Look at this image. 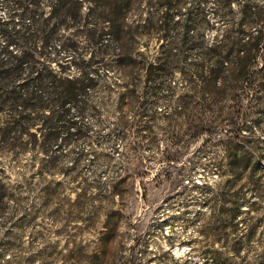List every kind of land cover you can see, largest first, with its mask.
<instances>
[{
    "label": "rangeland",
    "instance_id": "rangeland-1",
    "mask_svg": "<svg viewBox=\"0 0 264 264\" xmlns=\"http://www.w3.org/2000/svg\"><path fill=\"white\" fill-rule=\"evenodd\" d=\"M111 2L85 0L82 19L68 20L62 32L91 51L96 44L83 27L93 22L108 32ZM143 5L132 18L145 17ZM159 43L153 39L150 46ZM90 102L101 106L103 123L86 113L90 138L62 145L53 160L34 148L31 134L22 137L30 143L26 152L11 150L0 129V264H90L97 253L104 264H264V113L244 121L250 130L243 128L242 140L225 147L233 134L225 125L210 142L207 136L190 142L185 117L169 125L165 115L174 112L176 101L163 99L153 108L159 119L150 138L131 129L124 139L116 123L121 115L136 122L135 111L120 113L103 90ZM5 119L1 115L0 123ZM31 132L40 138L36 128ZM244 136L252 140V165L258 164L253 182L244 170L239 175L229 168L230 161L244 168ZM180 147V161L165 158ZM129 176L128 191L114 195L111 186Z\"/></svg>",
    "mask_w": 264,
    "mask_h": 264
},
{
    "label": "trees",
    "instance_id": "trees-1",
    "mask_svg": "<svg viewBox=\"0 0 264 264\" xmlns=\"http://www.w3.org/2000/svg\"><path fill=\"white\" fill-rule=\"evenodd\" d=\"M84 3L0 0L6 10L0 17V116L6 117L0 129L11 150L26 152L30 143L22 137L31 134L34 148L53 160L62 145L90 138L91 126L83 118L90 112L103 123L101 106L90 102L99 90L113 95L120 113L135 111L140 117L133 123L120 116L116 129L123 139L131 129L150 138L159 119L153 108L163 99L177 102L174 112L165 115L169 125L177 126L175 117L188 119L190 142L202 136L210 142L217 129L227 126L233 134L225 147L242 140L243 128L250 130L244 121L264 113V0H147L144 5L142 0H112L108 32L93 22L83 27L96 44L91 51L62 32L68 20L82 19ZM142 5L145 17L132 18ZM153 39L159 40L158 48H151ZM251 144L244 136V168L233 161L229 168L239 175L244 170L253 182L258 164L252 165ZM183 154L181 148L164 155L180 161ZM165 177L172 180L168 172ZM132 179L122 177L111 192L121 196ZM252 188L258 190L256 183ZM211 204L216 210L219 198ZM232 217L236 220V212ZM104 263L97 253L90 264Z\"/></svg>",
    "mask_w": 264,
    "mask_h": 264
}]
</instances>
